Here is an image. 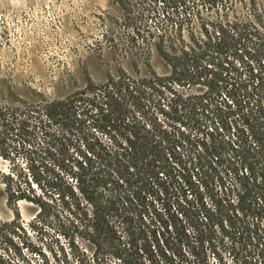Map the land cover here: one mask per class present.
Masks as SVG:
<instances>
[{"label":"rangeland","instance_id":"rangeland-1","mask_svg":"<svg viewBox=\"0 0 264 264\" xmlns=\"http://www.w3.org/2000/svg\"><path fill=\"white\" fill-rule=\"evenodd\" d=\"M181 1L165 20L158 13L174 0H0V107L21 112L64 99L89 81L104 84L122 70L143 78L155 72L165 80L158 90L145 88L149 114L138 116L147 128L157 122L193 142L241 136L254 148L252 167L236 174L225 163L212 171L210 158H196L195 143L172 158L169 144V159L142 196L127 198L125 187L121 250L112 243L97 249L75 201L63 194L82 185L88 146L101 140L114 149L99 126L120 104L102 98L78 129L53 125L49 134L20 135L0 127V220L10 222L17 212L22 217L20 229L0 233V264H138L136 258L145 264H264V154L251 128H264V0ZM247 27L261 39L242 35ZM198 192L211 210L213 238L203 246L194 226L187 233L180 228L188 219L181 211L197 204ZM22 193L46 209L38 214V204L18 199ZM220 197L228 203L216 206ZM239 207L245 211L230 231H246L245 239L217 224ZM155 231L163 251L156 250ZM147 243L156 245L150 260Z\"/></svg>","mask_w":264,"mask_h":264},{"label":"trees","instance_id":"trees-1","mask_svg":"<svg viewBox=\"0 0 264 264\" xmlns=\"http://www.w3.org/2000/svg\"><path fill=\"white\" fill-rule=\"evenodd\" d=\"M182 2L184 1L174 0L172 5H164L158 14L162 15L161 18L165 20L172 19ZM157 11L155 10V12ZM244 34L246 37L260 38L257 31L251 30L249 27L244 29L242 35ZM158 49L164 56H170L165 49L161 47ZM171 62H173L172 66L176 71L177 63L172 60ZM164 80V77H159L155 72L151 77L143 78L138 76V73L130 75L122 70L117 75H109L104 84L89 81L84 89L78 90L64 99L27 105L21 112L13 107H0V127L7 128L11 132L16 130V133L21 135L31 130H40L49 134L53 125L78 129L81 127L83 118L85 120L90 118L88 113L91 106L100 102L102 98L120 104L117 109L106 111L99 126L105 134L109 135L114 143V149L107 147L101 140L88 146L84 153V162L81 164V167L85 169L82 185L78 186V190L70 188L66 194H63L64 199L67 196L75 201L78 217L81 221H85L88 234L95 242L97 249L102 248L106 243H112L121 250L125 238V187L129 188L127 198L142 196L143 192L155 183L154 178H158L162 172V163L169 159L165 157L169 144L175 146V152L169 155L172 158L173 154L177 153L181 147L189 144L194 146L195 143V147L200 153L196 158L200 161L203 158H210L208 167L212 171H217L218 166L225 163H228L229 171L233 170L236 174L252 167L250 156H252L254 148L241 136L236 139H220L211 136L208 139L209 143L201 139L193 142L190 135L181 132L173 136L167 129L161 128L157 122L150 129L147 128L139 118L142 114L143 116L149 114L150 97L145 88L151 87L158 90L156 85H164ZM21 115H25L22 120L20 119ZM99 120L101 119L98 118ZM251 128L253 138L259 147L257 152L264 154V128L255 126ZM225 176L220 177L222 180L220 184L227 190ZM198 193L199 195L195 198L197 204L193 205L192 209L183 207L182 215L187 216L188 219L187 224L180 225V228L182 227L187 233L188 227L194 226V231L197 234L195 238L203 246L205 242H210L213 238L211 229L208 228L211 210L205 206L203 195ZM22 194L18 199H27L40 206L38 214L46 209V204L42 200L25 195L26 193ZM188 194L193 196L192 190H187L186 196ZM82 198L89 205L88 207H85ZM185 201L188 203L187 199ZM226 201L227 198L220 197L216 206H224V202L228 203ZM204 210L207 212L206 215ZM241 210L245 211L244 207L242 209L240 207L233 208L217 222L221 230L229 236L232 235L234 239H245L246 231H230L231 228L236 229L237 224L241 221V215L243 216L244 212ZM21 219V213L17 212L10 222L0 220V233L15 232L16 229H20ZM166 227L168 228V224ZM157 234L158 232L155 231L154 238L157 241L158 249L152 243H147L145 247L146 251L152 253L149 260L156 257V250L163 251ZM249 236L256 239L251 234ZM140 250L144 249L138 247V251ZM201 252L203 251H199L197 254L199 255ZM139 259L136 258L138 264H145Z\"/></svg>","mask_w":264,"mask_h":264}]
</instances>
